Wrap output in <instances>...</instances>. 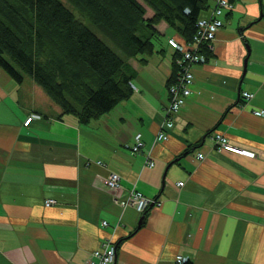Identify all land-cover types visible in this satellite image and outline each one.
<instances>
[{
	"label": "crops",
	"instance_id": "1",
	"mask_svg": "<svg viewBox=\"0 0 264 264\" xmlns=\"http://www.w3.org/2000/svg\"><path fill=\"white\" fill-rule=\"evenodd\" d=\"M157 27L166 35L154 53L131 59L132 95L88 123L60 116L32 78L18 83L0 68V264H87L108 241L112 264H178L179 254L264 264V116L254 113L264 108V0L225 12L166 138L168 39H185ZM32 113L42 117L25 123ZM217 132L245 151L219 147ZM137 133L144 144L134 152ZM134 191L156 203L140 211Z\"/></svg>",
	"mask_w": 264,
	"mask_h": 264
},
{
	"label": "trees",
	"instance_id": "2",
	"mask_svg": "<svg viewBox=\"0 0 264 264\" xmlns=\"http://www.w3.org/2000/svg\"><path fill=\"white\" fill-rule=\"evenodd\" d=\"M212 5V0H0V68L18 83L32 78L59 105L60 116L73 114L88 123L132 95L137 69L131 59L154 53L166 35L157 27L161 22L190 43ZM169 39L175 54L168 87L182 70L183 56ZM199 47L208 58L212 48Z\"/></svg>",
	"mask_w": 264,
	"mask_h": 264
},
{
	"label": "built area",
	"instance_id": "3",
	"mask_svg": "<svg viewBox=\"0 0 264 264\" xmlns=\"http://www.w3.org/2000/svg\"><path fill=\"white\" fill-rule=\"evenodd\" d=\"M213 5L210 8L209 13L203 15L197 22L198 30L195 34L193 42H180L174 38H170V43L176 47L181 53L182 58L179 59V63L182 66V70L177 77V80L169 86L170 91V101L167 106L166 112L168 114V119L166 118L164 131L161 130L158 134L159 138L167 137V128L173 126L174 121L173 117L176 112H178L181 107L184 105L187 97L191 93L190 85L193 82L194 74L192 67L196 64L203 63L207 60V56L201 52L199 49L200 43H207L210 48H212V42L216 37L218 30L224 24V14L227 10H230L234 7L235 0H212ZM242 95L249 99L254 94L249 91H243ZM254 113L260 116H264V108L254 109ZM39 113H32L25 121L29 123L33 118H40ZM214 141L216 144L228 150H236L238 152H244V149H239L234 147L230 142L227 136L221 132L214 134ZM144 144L141 133L135 135V142L132 146L133 151H138L141 146ZM200 157H203L202 153H199ZM150 164H153V161H150ZM107 184L111 188H118L121 184L120 175L117 172H111L107 178ZM179 184H183V181H180ZM132 200L137 204L140 211L145 210L151 202H155L151 198H146L140 191H134ZM55 202V199L48 198L46 204L50 205ZM104 224H107V220L103 221ZM116 258V246L113 242H106L102 248L97 249L93 252V258L90 259L87 264H112L115 262ZM188 259V256H183L179 254L177 256V262L182 263Z\"/></svg>",
	"mask_w": 264,
	"mask_h": 264
},
{
	"label": "water",
	"instance_id": "4",
	"mask_svg": "<svg viewBox=\"0 0 264 264\" xmlns=\"http://www.w3.org/2000/svg\"><path fill=\"white\" fill-rule=\"evenodd\" d=\"M143 218H144V216H143ZM143 218H142V219H143ZM142 219L139 221V223H141V222H142Z\"/></svg>",
	"mask_w": 264,
	"mask_h": 264
},
{
	"label": "rangeland",
	"instance_id": "5",
	"mask_svg": "<svg viewBox=\"0 0 264 264\" xmlns=\"http://www.w3.org/2000/svg\"><path fill=\"white\" fill-rule=\"evenodd\" d=\"M173 30H169V32H172Z\"/></svg>",
	"mask_w": 264,
	"mask_h": 264
}]
</instances>
